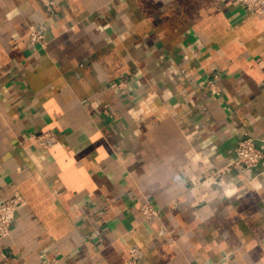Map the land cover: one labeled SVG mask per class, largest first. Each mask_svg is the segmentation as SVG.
Masks as SVG:
<instances>
[{
	"label": "crops",
	"instance_id": "1",
	"mask_svg": "<svg viewBox=\"0 0 264 264\" xmlns=\"http://www.w3.org/2000/svg\"><path fill=\"white\" fill-rule=\"evenodd\" d=\"M35 23L45 44L29 40ZM42 131L57 140L39 145ZM246 136L263 151L251 167L234 164ZM9 198L0 264H128L134 247L138 264H264V11L0 0V203ZM145 199L158 216H143Z\"/></svg>",
	"mask_w": 264,
	"mask_h": 264
},
{
	"label": "built area",
	"instance_id": "2",
	"mask_svg": "<svg viewBox=\"0 0 264 264\" xmlns=\"http://www.w3.org/2000/svg\"><path fill=\"white\" fill-rule=\"evenodd\" d=\"M44 7L49 12L55 11V0H41ZM241 3L249 12H263L264 0H236ZM45 25L42 23H35L30 27L29 40L31 43L45 44L46 42ZM221 76L220 71H213L208 75L207 86L210 91L219 96L222 90L218 84V79ZM119 86L125 90L126 81L120 80ZM36 141L41 146H47L57 140V135L52 131H42L34 134ZM236 159L234 164L243 167H251L256 165L263 158V151L257 146L255 139L252 136H246L239 140L235 147ZM18 200L16 198H9L0 203V237L5 236L11 229L12 222L15 217ZM140 210L146 219H152L159 215L160 211L155 204L145 199L140 203ZM139 251L136 247L130 250L128 264H138Z\"/></svg>",
	"mask_w": 264,
	"mask_h": 264
},
{
	"label": "clouds",
	"instance_id": "3",
	"mask_svg": "<svg viewBox=\"0 0 264 264\" xmlns=\"http://www.w3.org/2000/svg\"><path fill=\"white\" fill-rule=\"evenodd\" d=\"M229 195L231 194V193H228Z\"/></svg>",
	"mask_w": 264,
	"mask_h": 264
},
{
	"label": "water",
	"instance_id": "4",
	"mask_svg": "<svg viewBox=\"0 0 264 264\" xmlns=\"http://www.w3.org/2000/svg\"><path fill=\"white\" fill-rule=\"evenodd\" d=\"M263 160V159H262Z\"/></svg>",
	"mask_w": 264,
	"mask_h": 264
}]
</instances>
